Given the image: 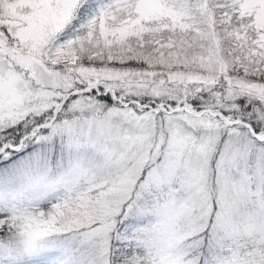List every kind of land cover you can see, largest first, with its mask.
<instances>
[{"label": "snow or ice", "instance_id": "snow-or-ice-1", "mask_svg": "<svg viewBox=\"0 0 264 264\" xmlns=\"http://www.w3.org/2000/svg\"><path fill=\"white\" fill-rule=\"evenodd\" d=\"M0 264H264V0H0Z\"/></svg>", "mask_w": 264, "mask_h": 264}]
</instances>
